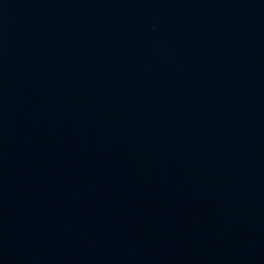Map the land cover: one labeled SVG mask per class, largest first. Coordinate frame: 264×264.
Returning <instances> with one entry per match:
<instances>
[{"label":"water","instance_id":"1","mask_svg":"<svg viewBox=\"0 0 264 264\" xmlns=\"http://www.w3.org/2000/svg\"><path fill=\"white\" fill-rule=\"evenodd\" d=\"M0 264H264V0H0Z\"/></svg>","mask_w":264,"mask_h":264}]
</instances>
